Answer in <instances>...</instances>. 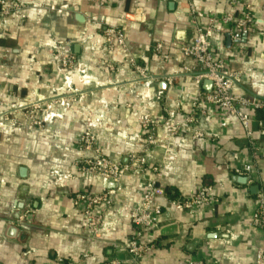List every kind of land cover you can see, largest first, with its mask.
Returning a JSON list of instances; mask_svg holds the SVG:
<instances>
[{
	"label": "crops",
	"instance_id": "0c3cea01",
	"mask_svg": "<svg viewBox=\"0 0 264 264\" xmlns=\"http://www.w3.org/2000/svg\"><path fill=\"white\" fill-rule=\"evenodd\" d=\"M26 1L34 2L36 10L24 22L7 25L0 39V109L38 99L42 104L67 97L77 100L67 108L53 106L56 115L42 127H31L17 116L12 126L0 129V264H51L58 257L74 264H102L112 257L120 264H185L188 257L207 264H254L258 249H264V234L249 225L257 195L264 192V131L257 125L264 121V111L249 112L255 149L247 143L238 119L222 109L208 107L207 117L187 124L185 117L197 99L192 77L197 70L179 51L193 36L188 0ZM241 1L249 3L255 22L242 37V45L235 46L231 26L220 20L232 10L228 0H191L206 15L203 25L209 15L217 19L211 37L214 57L222 59L227 69L243 72L233 93L264 100V0ZM49 5L62 12L48 10ZM128 15L133 20L127 21ZM95 20L125 29L130 51L114 49L109 57L114 71L100 65L104 40ZM158 42L164 56L152 52ZM56 49L73 53L85 64V77L70 73L65 79L53 60ZM130 58L148 60L151 83H134ZM171 75L177 79L169 85L166 78ZM157 90L164 93L168 109L178 110L182 133L170 138L160 127L155 131L156 144L150 145L140 116L163 113L160 103L149 99ZM88 113L99 121L91 132L101 153L123 163L129 162L128 153H134L145 158L148 167H163L159 184L164 194L155 199L161 207L159 224L142 238L156 246L140 260H132L126 252L134 227L121 206L141 202L142 177L127 179L116 198L113 226L101 237L85 228L73 205L74 192L86 185L87 178L73 164L94 154L77 149ZM194 128L203 130L205 137L192 139ZM243 164L256 172L245 184L234 181L231 172ZM20 168L26 169L25 177H20ZM67 171L72 178L64 177ZM144 177L153 178V173L147 171ZM22 184L27 192L19 209ZM251 185L258 190L251 191ZM87 186L97 192L100 181L94 179ZM204 186H210L214 199L205 206L178 209L171 202ZM23 210L28 211L30 224L8 237L7 219L15 220Z\"/></svg>",
	"mask_w": 264,
	"mask_h": 264
},
{
	"label": "built area",
	"instance_id": "2783aa9c",
	"mask_svg": "<svg viewBox=\"0 0 264 264\" xmlns=\"http://www.w3.org/2000/svg\"><path fill=\"white\" fill-rule=\"evenodd\" d=\"M189 3V21L193 27V36L189 43L179 47V51L185 60L193 61V70H197L192 75L197 99L191 103L190 112L186 115L185 121L187 124L195 125L200 121V118L207 117L208 107H216L222 109L229 116L236 117L240 122L247 143L252 149H255L254 140L251 138V130L249 126V112L254 110L264 111V100L256 98L236 96L233 89L242 81L243 72L231 71L224 65L222 59L214 57L211 51V37L216 31L214 16L206 17V24L201 23V19L206 15L194 8L191 0ZM228 4L232 10L225 12L220 20L223 23L229 24L231 29L229 35L235 46L241 44V39L251 26L255 19L251 14L250 5L246 1L228 0ZM238 7V8H237ZM48 10L62 12L61 9L53 5H49ZM36 10L34 2L26 0H0V39L5 35V29L12 21L22 23L30 16V12ZM127 21L133 20L130 15L126 18ZM96 27L101 29L103 36L102 60L100 65H105L110 71L116 70V65L110 61L109 57L116 47H119L123 52L129 54V45L125 35V29L118 25L103 26L101 20H95ZM242 45V44H241ZM56 57L53 58L58 71L64 74L66 79L70 73H75L79 77H85L86 65L78 61L75 55L69 51L55 50ZM153 54L156 56H164L163 44L158 42L153 47ZM147 59L135 60L130 58L136 80L143 81L146 84L152 82V75L149 73ZM188 70L187 68H185ZM177 79V75H171L166 78L169 85H172ZM209 80L211 87L206 90L203 87V81ZM145 84V85H146ZM1 98V93H0ZM149 99L154 103H160L163 113L157 117L151 116L148 113L140 116V122L143 131L146 132L147 142L150 145H155V131L162 127L170 138L179 137L182 129L177 122L178 110L168 109L164 99V93L160 90L155 91ZM77 99L67 97L61 98L60 101H50L46 104L47 112L42 117L35 113L41 110V101L13 103L9 107L0 109V129H6L9 125L12 126L17 116H23L29 126L41 127L42 123L49 121V118L56 115L52 111V107L67 108L72 101ZM3 102L0 99V106ZM96 115V114H93ZM89 114L85 116L86 130L78 139L77 149L79 151H93L92 156L84 155L81 159L74 162V167L79 173L85 175L86 185L80 188L73 194V205L81 213L84 221V226L92 235L101 237L104 232L111 229L114 221L113 209L116 206V198L124 189L127 179L133 176L142 177L140 188L141 202L132 207L122 205L124 211L131 224L134 227V232L129 236L125 243V249L128 256L134 260H140L156 243H145L142 238L146 231L155 229L159 224V216L161 207L156 203V197L164 194V188L159 184L163 179V167L160 165L148 167L145 165V158L138 157L134 153H128L127 159L129 162H116L110 157L101 153L100 148L96 143L94 134L91 132L99 121ZM258 127L264 131V121H258ZM205 137L203 130L194 128L192 139L201 140ZM168 146V145H167ZM171 147V145H169ZM147 150V149H146ZM151 171L153 178H145V173ZM233 175L249 176L253 181L256 174L250 164H243L232 168ZM66 179L72 178L70 171L64 173ZM94 179H99L100 190L93 192L87 185L91 184ZM214 201L211 196L210 186L199 188L195 193L184 198L172 199L171 202L176 208L194 209L205 206ZM7 223L16 227H25L30 224L28 220V211L23 210L18 217L11 221L7 219ZM249 225L259 229L264 234V192L257 195L256 202L250 212ZM93 236V237H94ZM87 255L84 254L83 257ZM51 264H74L61 257L56 258ZM102 264H120V260L116 257L108 259ZM185 264H207L202 259H193L188 257L185 259ZM254 264H264V249H258Z\"/></svg>",
	"mask_w": 264,
	"mask_h": 264
},
{
	"label": "water",
	"instance_id": "95a60500",
	"mask_svg": "<svg viewBox=\"0 0 264 264\" xmlns=\"http://www.w3.org/2000/svg\"><path fill=\"white\" fill-rule=\"evenodd\" d=\"M203 87L206 90H209L211 87V82L209 80H204L203 81ZM25 172H26L25 168H20L19 169L20 177H25ZM232 179L238 183L245 184L250 180V177L249 176L232 175ZM250 189H251V191L256 192L258 190V186L257 185H251ZM26 192H27V185L22 184L20 186L19 192H18V198L20 199V201L18 202V208L19 209H22V207H23V204H24L23 201L26 199ZM5 231H6V233H7L6 235L8 237H13L18 231V227L14 226V225H7L5 228Z\"/></svg>",
	"mask_w": 264,
	"mask_h": 264
},
{
	"label": "rangeland",
	"instance_id": "374dc122",
	"mask_svg": "<svg viewBox=\"0 0 264 264\" xmlns=\"http://www.w3.org/2000/svg\"><path fill=\"white\" fill-rule=\"evenodd\" d=\"M47 109V107H46V104H41V110H39L38 112H36L35 114L36 115H39V116H43V115H45L47 112H45V110ZM44 123H42V125H43ZM42 127V126H41Z\"/></svg>",
	"mask_w": 264,
	"mask_h": 264
}]
</instances>
